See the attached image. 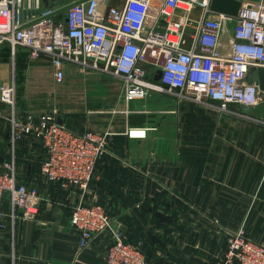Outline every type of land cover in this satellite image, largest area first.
Instances as JSON below:
<instances>
[{"label":"crops","instance_id":"crops-1","mask_svg":"<svg viewBox=\"0 0 264 264\" xmlns=\"http://www.w3.org/2000/svg\"><path fill=\"white\" fill-rule=\"evenodd\" d=\"M201 16V8L194 6L186 27L188 44ZM232 30L231 22L223 23L220 42L224 51L229 50ZM26 52L0 41V83L10 80L12 61L18 81L20 72H27L23 98L18 95L21 112L50 109L55 104L50 99L53 84L62 83L66 99V74L80 87L83 71L77 66L65 64L64 79L56 83L50 62L30 61ZM256 67L249 69L250 78L256 79ZM83 74L88 83L107 82L103 72ZM108 87L102 85L100 92L82 91L85 96L72 110L77 112L74 115L55 111L71 117L77 132L112 133L88 187L82 190L42 176L35 181L21 176L20 181L36 186L38 210L30 220L13 221L4 206L0 264H107V234L78 247L70 219L79 202L104 206L128 241L142 242L147 264H224L227 235L239 227L264 244V92L245 111L231 104L243 112L235 115L159 93L125 102L121 91L116 98ZM104 103L113 106L102 108ZM7 115V107L0 102V155L5 156L0 162L10 158L9 130L6 133L2 128ZM44 156L36 138L28 136L16 146V167L35 169Z\"/></svg>","mask_w":264,"mask_h":264},{"label":"built area","instance_id":"built-area-1","mask_svg":"<svg viewBox=\"0 0 264 264\" xmlns=\"http://www.w3.org/2000/svg\"><path fill=\"white\" fill-rule=\"evenodd\" d=\"M122 0L104 3L85 0L52 14L47 0H0V41L12 50L21 46L30 59H45L56 83L64 79L65 64L82 71L112 74L121 83L125 102L153 93L191 100L227 114L256 104L263 93L252 66H264V0L240 2L236 15L210 9L211 0ZM202 16L187 43L190 11ZM213 12L214 15H210ZM232 23L229 50H222L220 32ZM160 69L159 80H154ZM0 102L8 110L10 158L0 162V230L5 226L4 202L11 219L30 220L38 210L35 185L20 181L15 165L18 142L36 138L45 151L40 172L49 182L85 190L95 165L107 151L112 133L86 129L77 132L56 121L51 111H20L13 81L0 83ZM71 225L79 248L99 234L109 236L107 264H147L143 251L113 224L104 206L77 203ZM224 264H264V244L245 234L243 227L229 232Z\"/></svg>","mask_w":264,"mask_h":264},{"label":"rangeland","instance_id":"rangeland-1","mask_svg":"<svg viewBox=\"0 0 264 264\" xmlns=\"http://www.w3.org/2000/svg\"><path fill=\"white\" fill-rule=\"evenodd\" d=\"M47 1H48V4L50 5V7L57 8V7L65 4V3L69 2L70 0H47ZM62 14L63 15L61 17L64 16V12H62ZM27 58L30 61L32 60L28 56H27ZM11 68H12V72L10 75V80L13 81L15 84V95H16V101H17L16 103H17V106H19L18 102L20 100H18L19 99L18 95H19V97H20V95H22V98H23L24 82H25V79L27 77V72H24V71L20 72V78L21 79H20V81H18L19 74L18 73L15 74V65L13 64V61H12V67ZM83 72L81 73L80 80H79L81 82L80 87H79V84H77L78 83L77 81L73 82L71 75L69 76L68 74H66V76H65V80H64L65 82H64L63 86L66 85L65 87H67L66 89L69 91V95L68 96L66 95V99L68 101V104H65L66 99L63 97V93L65 92V90L62 87V83H60L61 85L60 84H57V85L53 84V86H52L53 87V90H52L53 97L50 99L53 100L55 102V104L51 105L50 109L39 110V111H41V112H45V111L59 112L62 109V110L67 111L65 113L66 115H70V114L74 115L77 112L74 113L72 110H75L76 108H78L77 102L80 100V98H83V96H85V93H81V92L82 91H84V92L88 91L87 93H89L91 90H94V89L96 91L100 92L102 85L109 86L110 88L109 87L108 88L110 90V95L116 96V98H118L119 91H121V83L118 82V80L114 76H112V74L104 73L103 76L106 79V80L105 79L104 80L107 82H105V84L100 85L96 82H89L88 83V81H85L84 78L85 79H87V78L85 77V74H83ZM20 84H21V88H20ZM54 93H55V95H54ZM87 93H86V95L90 96ZM155 93H153V94H155ZM105 96H106V94L104 95V97ZM105 104L106 103L102 104V108H105V107L108 108V107L113 106L111 103H109L108 105H105ZM8 113L9 112L7 110V114ZM4 120H5L6 126H4L2 128L4 131L6 130V133H8V130H9L8 118L7 119L4 118ZM7 145H8V158H9L11 155V152L9 151L10 150L9 142ZM2 155H0L1 159L5 157V156L2 157ZM15 156H16V151H15ZM15 165H16V157H15ZM16 171H17V175H19V177H20L19 179H21V176H25L30 181H35L39 176H42V174L40 172V164H38V166H36L35 169H31V168H27V167H20V168L16 167ZM132 243L137 244L141 250L143 249L141 241L132 242ZM143 244H145V243H143Z\"/></svg>","mask_w":264,"mask_h":264},{"label":"water","instance_id":"water-1","mask_svg":"<svg viewBox=\"0 0 264 264\" xmlns=\"http://www.w3.org/2000/svg\"><path fill=\"white\" fill-rule=\"evenodd\" d=\"M85 0H70L69 2L55 8L52 12V14H58L61 12L66 11L69 7L82 2ZM240 2L237 0H211L210 1V9L216 12H224L229 13L232 15H236L238 8H239ZM256 72V82L259 86V89L264 92V66H258L255 68ZM161 76V71L158 69L154 75V80H159ZM56 121L58 123H64V125L67 128H72V118L67 117L64 118L63 114H57L56 115Z\"/></svg>","mask_w":264,"mask_h":264},{"label":"trees","instance_id":"trees-1","mask_svg":"<svg viewBox=\"0 0 264 264\" xmlns=\"http://www.w3.org/2000/svg\"><path fill=\"white\" fill-rule=\"evenodd\" d=\"M63 14H62V12L61 13H58V14H56L55 15V17H57V18H62L61 16H62ZM18 48L20 47V48H23V47H21V46H17ZM16 47V48H17ZM28 54V52H26V55ZM19 177V176H18ZM20 178V177H19ZM4 206H7V202L5 201L4 202Z\"/></svg>","mask_w":264,"mask_h":264}]
</instances>
